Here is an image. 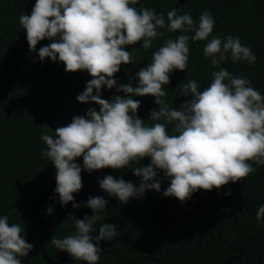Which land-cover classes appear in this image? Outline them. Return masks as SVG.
I'll use <instances>...</instances> for the list:
<instances>
[{
	"label": "clouds",
	"instance_id": "1",
	"mask_svg": "<svg viewBox=\"0 0 264 264\" xmlns=\"http://www.w3.org/2000/svg\"><path fill=\"white\" fill-rule=\"evenodd\" d=\"M139 0H35L31 14H20L19 23L26 32L30 51L45 39L51 41L38 52L41 62L50 58L62 62L66 72L87 71L92 77L76 99L82 104L95 103L99 111L88 108L86 116H74L71 123L57 127L55 136L42 134L47 145L42 151L56 169L55 194L61 206L70 202L73 209L81 204L74 193L83 187L82 171L111 168H132L140 178L138 186L122 177L106 175L99 181L100 188L109 196L117 197L121 204L130 198H141L147 190L159 192L163 179L169 186L163 196L175 197L181 203L190 199L198 190L212 191L245 180L256 171L253 164L264 166V95L251 86L247 77L233 75L220 67L229 59L233 63L247 62L254 66L257 56L250 46L242 44L238 36L225 38L212 36L215 20L210 12L203 11L199 21L190 13L178 15L173 8L167 13L154 9L134 7ZM181 34L167 39L152 53L150 63L135 73L137 84H117L114 78L121 65L133 63L132 52L125 46L143 41L142 50L152 47L159 29ZM212 37L209 39V37ZM189 41H207L203 48L206 59L218 71L211 73V83L201 90L196 80L181 88L180 95L191 97L179 108H169L165 85L170 83L174 70L185 72L189 63ZM116 88L126 93V98H101V89ZM153 96L159 110L150 111L151 121L137 115L141 101L132 97ZM174 123L169 134L168 124ZM83 159V167L76 160ZM150 163L140 166L141 160ZM163 172V178L158 171ZM226 195H231L228 190ZM103 196H90L84 207L91 216L68 218L75 220L74 231L51 244L67 252L75 261L98 264L101 241H111L121 233L118 225L103 223L97 230L95 224L100 213L107 209ZM52 214L53 208L47 209ZM257 222L264 221V204L256 212ZM18 223H9L7 215L0 216V264H21V258L33 251L34 245L26 242ZM97 235L92 233L97 232Z\"/></svg>",
	"mask_w": 264,
	"mask_h": 264
},
{
	"label": "trees",
	"instance_id": "2",
	"mask_svg": "<svg viewBox=\"0 0 264 264\" xmlns=\"http://www.w3.org/2000/svg\"><path fill=\"white\" fill-rule=\"evenodd\" d=\"M34 4L35 0H0V216L7 215L10 224H20L24 229L21 235L26 240L31 235H41L49 258L59 261L66 252L59 251L50 240L70 235L75 220L67 216L56 229L48 231L38 220H30L25 214L38 195L56 184V169L42 155L47 145L41 135L55 136V131L46 123L45 114L56 97L59 100L50 114L56 127L71 123L74 116H86L87 109L95 107L91 103L78 102L79 93H64L70 87L84 90L92 78L87 71L66 72L58 59L52 62L45 58L41 62L38 52L40 47L51 43L47 39L37 44L36 51L29 50L19 17L22 12L30 15ZM139 7L163 13L166 23L167 13L173 8L179 10L178 15L190 13L197 22L203 11L210 12L215 20L212 36L222 39L228 35L238 36L257 56L254 66L247 62L233 63L229 59L220 67L227 68L234 76L247 77L251 86L264 95V0H186L183 4L178 0H146ZM158 31L163 36H158L151 48L132 52L135 73L151 62L152 53L165 40L194 34L170 32L167 28ZM206 43L189 41L188 68L185 72L174 70L170 73V83L164 86L167 95L163 98L169 108H179L191 98L180 95L184 84L196 80L203 90L211 83V73L219 70L211 65L210 58L204 57ZM114 78L118 85L131 81L125 65H121ZM106 90L103 86L101 96ZM115 96L110 99L114 100ZM132 98L141 101L137 115L147 126L166 123L163 119L149 120L150 111L159 110L153 96ZM174 123L167 125L169 134H176ZM76 162L83 167L82 157ZM149 163L150 158L146 157L140 166ZM137 166L102 169L101 180L112 175L138 186L140 178L132 172ZM253 167L256 171L245 180L229 182L212 191L198 190L183 203L175 197L163 196L169 186L168 179H163L159 192L147 190L143 197L130 198L127 204H121L117 197L103 191L108 201L107 209L100 213L101 219L95 227L98 230L103 223L115 224L121 234L111 241L100 242L102 251L98 264H264V221L257 222L256 219L258 208L264 204V166L253 164ZM157 171L163 178V172ZM81 175L83 187L80 192L84 197L99 196L97 171L91 174L82 171ZM228 190L230 196L225 194ZM73 195L81 204L77 210L84 217L91 216L92 210ZM49 207L53 208L50 215ZM69 208H73L71 202L61 206L58 195L53 193L38 204V213L52 224ZM97 234L98 231L92 233ZM27 264H46L37 244H34L33 257ZM67 264L86 262L75 261L70 256Z\"/></svg>",
	"mask_w": 264,
	"mask_h": 264
},
{
	"label": "water",
	"instance_id": "3",
	"mask_svg": "<svg viewBox=\"0 0 264 264\" xmlns=\"http://www.w3.org/2000/svg\"><path fill=\"white\" fill-rule=\"evenodd\" d=\"M145 1L146 0H139V3L137 5H135L134 7H139ZM178 1L180 4H183L186 0H178ZM142 44H143V42L139 41L135 45L126 46L125 50L128 52H133L135 49L140 50L142 48ZM125 66H126L128 72L130 74L132 86L135 87L137 84V80L135 79V70H134L133 63H129ZM83 91H84L83 89L78 88V87H70V88L66 89L64 93L76 92V93L80 94ZM113 95H117V96H120L122 98H126V96H127L126 93L117 92L116 88L114 87L110 90L107 89L102 94L101 98L106 99V100H110L111 96H113ZM58 100H59V98L56 97L50 103V105L47 108L46 114H45L46 123L53 131H55V129L57 127L52 123V121L50 119V114H51L53 107L58 102ZM91 104L96 109H99V105H96L95 103H91ZM101 175H102V170H97L96 180H97L98 193H99V196L104 197V192L99 186V181L101 180ZM55 187H56V184L51 186L50 188H48L42 194L38 195L35 198V200L32 202V204L30 206V211L29 212L25 211V214L28 216V218L30 220H32V219L38 220L41 223L42 227L48 231L56 229L61 224V222L64 220V218H66L68 216L69 213H72L74 216L78 217L79 219H84L83 213L80 210L73 209V208H69V209H66L63 212H61L52 224L47 223L42 218V216L38 213V204L40 202H42L43 200H45L51 194L55 193ZM74 194L83 204H85L87 202V199L84 197V195L80 191L78 193H74ZM26 242L31 243L33 245H34V243L38 244V246L40 248V252H41L46 264H67L68 261L70 260V255L67 252L65 253V255L63 256V258L61 260H59V261L51 260L48 256L47 252H46L44 238L41 235H35V234L31 235L27 238ZM33 254H34V248H33V251H31L27 257H24L23 259H21V264H27L32 259Z\"/></svg>",
	"mask_w": 264,
	"mask_h": 264
},
{
	"label": "flooded vegetation",
	"instance_id": "4",
	"mask_svg": "<svg viewBox=\"0 0 264 264\" xmlns=\"http://www.w3.org/2000/svg\"><path fill=\"white\" fill-rule=\"evenodd\" d=\"M34 244H36V243H34ZM38 245V244H37Z\"/></svg>",
	"mask_w": 264,
	"mask_h": 264
}]
</instances>
